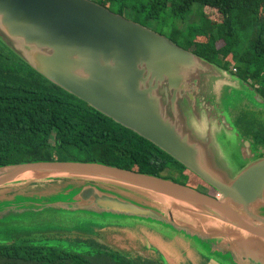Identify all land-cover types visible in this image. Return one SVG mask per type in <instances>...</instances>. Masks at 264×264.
Listing matches in <instances>:
<instances>
[{"label":"water","instance_id":"obj_1","mask_svg":"<svg viewBox=\"0 0 264 264\" xmlns=\"http://www.w3.org/2000/svg\"><path fill=\"white\" fill-rule=\"evenodd\" d=\"M0 43L215 192L99 162L38 160L0 165V220L114 217L153 228L143 240L159 264H264V156L228 117L225 88L210 91L213 78L233 87L237 77L91 0H0ZM201 112L208 126L196 136L187 115Z\"/></svg>","mask_w":264,"mask_h":264},{"label":"trees","instance_id":"obj_2","mask_svg":"<svg viewBox=\"0 0 264 264\" xmlns=\"http://www.w3.org/2000/svg\"><path fill=\"white\" fill-rule=\"evenodd\" d=\"M91 1L120 16L131 4L132 11L148 21L167 10L173 18H182L197 4L201 21L187 32L188 51L256 86V96L264 101V0ZM231 119L264 156V119L244 108ZM73 154L82 156L79 162H99L188 186L186 172L203 183L146 140L43 79L0 43V165L73 161ZM174 172L179 177L172 179ZM94 240H75L86 247L81 254L27 240L0 245V264H88L85 258L96 256L112 264H131Z\"/></svg>","mask_w":264,"mask_h":264},{"label":"rangeland","instance_id":"obj_3","mask_svg":"<svg viewBox=\"0 0 264 264\" xmlns=\"http://www.w3.org/2000/svg\"><path fill=\"white\" fill-rule=\"evenodd\" d=\"M142 1L144 2V0ZM128 6L129 9L126 11L124 10L123 18L148 28L154 33L161 35L167 40L169 39L186 50H188L186 41L190 39L189 36H187L188 30L200 26V8L197 4H194L191 7L189 14L182 18H173L167 10L164 14H161V17L156 21L145 20L143 14L136 15L132 11L131 4ZM115 9L116 8H113V10ZM214 20L213 22H216L218 17L216 18L215 16ZM246 40L247 39L242 41L244 47L247 45ZM218 47H220V45H218ZM236 85L237 86L233 87H224V93H226L227 97V100L224 102V107H226L228 117L231 118L232 116L233 118L239 111V108L242 105H245V107H243L244 109L257 112L264 119V104L259 105L253 101L252 92L244 87V85L249 87V84L236 80ZM228 145H230L231 148L227 154L228 164L236 165V161L232 158V153L233 155H236V144L229 140V144H227L226 147H228ZM72 157L74 158L73 161L82 159L80 154H73ZM238 167L239 166H237V168ZM170 174H172V179L179 177L177 172ZM184 175L186 176V183L189 187H192L199 192H208L210 195H215V192L211 188L194 180L186 172ZM175 181L176 182L174 183L178 182V180ZM113 218L114 217L100 218L98 216L89 218L80 215L69 216L62 219L56 218L54 227L52 226V220L54 219L52 215L34 217L25 214L23 216H10L0 220V245L18 244L21 241L27 240L29 244L34 246L60 247L65 251L81 254L86 250V247L78 244L75 240L95 238L98 244L107 247L114 255L116 254L117 256L118 254V256L126 258L131 264H157V261L145 252L144 243H146V241L143 240L144 232L147 231V229L153 228L146 225L144 226L138 222L117 220L116 218ZM63 220L66 222H62ZM41 222H46V226L50 223V227H46L45 225L44 227ZM80 231L87 234L82 235ZM92 231L97 234H89ZM157 233L163 238L172 237L169 236L168 233V235L159 231H157ZM174 238H177L175 239L176 246H186V244H188L192 249V246L184 239L177 236H174ZM193 255H195L194 251ZM85 259L88 264H112L105 256L88 257Z\"/></svg>","mask_w":264,"mask_h":264},{"label":"clouds","instance_id":"obj_4","mask_svg":"<svg viewBox=\"0 0 264 264\" xmlns=\"http://www.w3.org/2000/svg\"><path fill=\"white\" fill-rule=\"evenodd\" d=\"M226 86V82L221 78H213L210 81V91L213 94H218L219 91ZM186 122L187 127L196 136H201L208 126V119L203 112H201L198 117L189 113Z\"/></svg>","mask_w":264,"mask_h":264},{"label":"flooded vegetation","instance_id":"obj_5","mask_svg":"<svg viewBox=\"0 0 264 264\" xmlns=\"http://www.w3.org/2000/svg\"><path fill=\"white\" fill-rule=\"evenodd\" d=\"M249 88H251V89H253V91H255V89H257V88H252L251 86H249ZM243 107H245V105H242L239 109H242ZM208 192H206V194H207ZM95 242H97L96 240H94ZM98 243V242H97ZM81 245V244H80ZM107 248V247H106ZM108 249V248H107ZM106 252H107V250H105ZM108 251H109V249H108Z\"/></svg>","mask_w":264,"mask_h":264},{"label":"built area","instance_id":"obj_6","mask_svg":"<svg viewBox=\"0 0 264 264\" xmlns=\"http://www.w3.org/2000/svg\"><path fill=\"white\" fill-rule=\"evenodd\" d=\"M232 72H234V69H232ZM254 88H256V86Z\"/></svg>","mask_w":264,"mask_h":264}]
</instances>
